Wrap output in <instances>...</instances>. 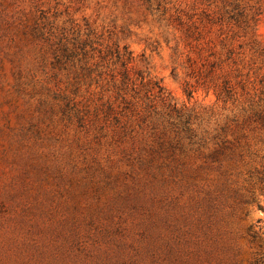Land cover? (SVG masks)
I'll return each instance as SVG.
<instances>
[{
	"label": "rangeland",
	"instance_id": "374dc122",
	"mask_svg": "<svg viewBox=\"0 0 264 264\" xmlns=\"http://www.w3.org/2000/svg\"><path fill=\"white\" fill-rule=\"evenodd\" d=\"M257 204L264 0H0V264H249Z\"/></svg>",
	"mask_w": 264,
	"mask_h": 264
},
{
	"label": "trees",
	"instance_id": "16d2710c",
	"mask_svg": "<svg viewBox=\"0 0 264 264\" xmlns=\"http://www.w3.org/2000/svg\"><path fill=\"white\" fill-rule=\"evenodd\" d=\"M253 201H254V197L252 194L249 198H246L243 201V203H249V202H253ZM257 205H258L259 209L264 211L263 205H260V204H257ZM247 235L251 241H254L256 236H257L256 232L253 231L250 226L247 227ZM249 264H264V245L262 243H259L257 245V248L255 249L253 256H252V259L249 262Z\"/></svg>",
	"mask_w": 264,
	"mask_h": 264
},
{
	"label": "clouds",
	"instance_id": "9594fccd",
	"mask_svg": "<svg viewBox=\"0 0 264 264\" xmlns=\"http://www.w3.org/2000/svg\"><path fill=\"white\" fill-rule=\"evenodd\" d=\"M260 215H264V213H259Z\"/></svg>",
	"mask_w": 264,
	"mask_h": 264
}]
</instances>
